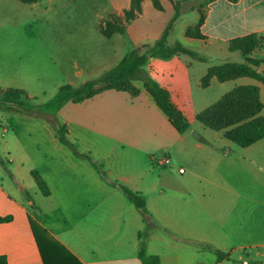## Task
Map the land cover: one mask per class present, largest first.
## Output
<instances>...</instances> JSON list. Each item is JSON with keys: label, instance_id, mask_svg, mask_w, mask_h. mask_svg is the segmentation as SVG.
<instances>
[{"label": "crops", "instance_id": "crops-1", "mask_svg": "<svg viewBox=\"0 0 264 264\" xmlns=\"http://www.w3.org/2000/svg\"><path fill=\"white\" fill-rule=\"evenodd\" d=\"M131 1L118 0L114 6L119 11ZM162 1L171 14L176 12L179 0ZM183 1L170 39L174 35L175 44L193 49L197 60L208 61L212 53L222 60L200 72L195 79L198 86H204L203 77L212 66L244 62L242 53L231 51L229 44L251 33L261 38L251 56L262 60L258 71L264 70V0H201L182 9ZM218 3L216 21L222 32L214 33L208 21ZM200 21L204 37L188 35V29ZM131 27L132 23L127 30ZM194 48H200L201 54ZM109 53L108 62L117 59L102 72L123 58L117 57L115 49ZM229 55L237 59L230 60ZM160 59L150 57L149 75L170 91L172 102L187 117L184 84L192 80V62L166 65ZM160 75L167 77L162 81ZM217 81L221 85L232 81L231 89L257 85L264 115V82L248 76L222 82L214 76L208 87ZM137 85L141 93L134 99L107 90L44 113L47 123L42 133L50 151L45 153L46 162L28 167L35 185L32 181L27 185L18 165L4 170L0 160V217H11L0 220V255L9 264H45L32 221L46 231L44 238L62 248L60 253L75 256V264H145L144 257L149 256L159 257L160 264H264V137L241 147L228 140L224 131L202 123L190 122V128L180 132L143 81ZM139 111L146 113L150 124L118 123L125 112ZM97 117L106 124L96 125ZM63 126L75 148L60 140ZM161 135L166 137L163 142ZM164 154L171 157L169 165L154 162V157ZM33 170L40 171L48 195L38 187ZM121 185L138 193L144 206H137Z\"/></svg>", "mask_w": 264, "mask_h": 264}, {"label": "rangeland", "instance_id": "rangeland-1", "mask_svg": "<svg viewBox=\"0 0 264 264\" xmlns=\"http://www.w3.org/2000/svg\"><path fill=\"white\" fill-rule=\"evenodd\" d=\"M116 1L39 0L28 4L21 0H0V86L23 87L28 95L33 96H22V103L0 99V160L4 162V170L18 165L27 185L28 181H32L28 167L46 162L45 153L50 151L45 134L42 133V125L47 123L45 112L37 105L52 110L63 85L70 83L74 87H81L88 80L100 77L107 71L102 72V68L114 65L117 59L109 58L108 62L110 50L115 49L119 58L136 48L144 51L145 45H152L161 37L174 15L164 7L162 0H159L161 10L154 6L153 0H147L146 4L141 5L139 13L132 9L131 4L118 11L114 6ZM200 2L185 0L182 9ZM219 6V3L214 5L208 21V29L214 33L222 32L216 21ZM132 10L134 17L127 23V12ZM187 11L185 14H188ZM108 22L118 27H128L132 23V27L126 29L125 33L114 32L106 36L103 29H109ZM177 42L174 35L168 38L170 45ZM194 49L201 54L200 48ZM236 56L229 55L230 60H236ZM196 57L184 54L181 59H160L161 62H168L166 65H171L172 61L192 62L190 72L193 77L184 84V103L187 118L194 126L201 124L196 113L220 98L233 85L232 81L223 85L217 81L210 87L198 86L195 79L200 72H204L209 64L222 60L213 53L205 62ZM104 60H107L106 64H103ZM144 68L151 74L148 64ZM77 70L84 72L78 74ZM164 76L160 75L159 79L163 81ZM137 83L142 84V80H137ZM122 95L127 96V93ZM94 123L106 124L99 117L94 118ZM118 123L144 126L150 121L146 113L139 111L130 114L125 112ZM159 140L163 142L166 137L161 135ZM47 155L50 156L49 153Z\"/></svg>", "mask_w": 264, "mask_h": 264}, {"label": "trees", "instance_id": "trees-1", "mask_svg": "<svg viewBox=\"0 0 264 264\" xmlns=\"http://www.w3.org/2000/svg\"><path fill=\"white\" fill-rule=\"evenodd\" d=\"M24 3H35L39 0H21ZM154 6L161 10L159 0H153ZM142 0H132V9L141 11ZM133 10L127 12V23L134 17ZM180 15L179 5L176 4V12L166 29L154 44L145 45L144 51L142 48H136L126 54L116 66L103 73L100 77L88 80L81 87H74L71 84L63 85L56 96V104L54 109L61 106L67 101L73 103H81L107 90H117L128 93L132 99L138 97L141 93V88L136 84L137 80H142L144 87L152 94L158 106L170 118V121L180 132H185L190 128V122L183 112L172 102L170 91L160 85L153 79L144 66L149 63L150 57L171 58L175 55L188 54L196 56L195 51L183 44L170 45L168 38L175 20ZM200 23L189 28L187 33L190 36L203 38L204 35L200 31ZM109 29H103L106 36L114 32L125 33L127 26H115L108 22ZM261 38L256 33L239 36L230 40L229 49L231 51H239L242 53L244 62L226 61L223 64L214 65L208 73L203 77L202 83L208 86L210 79L216 77L219 81H227L239 77H252L264 82V70L258 71L262 64V60L252 57V53L259 46ZM22 96H28L23 89L0 88V99L9 102L22 103ZM29 97V96H28ZM45 113L46 110L41 104L37 105ZM263 102L260 97V88L257 85H238L233 89L223 94L217 101L209 107L200 111L196 118L205 127L212 130L224 131V136L233 143L246 147L264 137V115ZM60 140L63 143L74 144L66 136L65 126L59 130ZM75 148V147H74ZM32 175L44 195L50 193V189L38 170H33ZM127 195L135 201L139 207L144 206V200L138 193L133 192L124 185H121ZM8 217H0V220H9ZM33 229L42 252L45 264H75L78 259L72 254L64 255L61 252L54 240L50 237H43L42 233L46 232L35 222L32 221ZM46 234V233H45ZM47 252H50L49 254ZM221 256V253H219ZM145 264H160V259L157 256L144 257ZM0 264H9L5 255H0Z\"/></svg>", "mask_w": 264, "mask_h": 264}, {"label": "built area", "instance_id": "built-area-1", "mask_svg": "<svg viewBox=\"0 0 264 264\" xmlns=\"http://www.w3.org/2000/svg\"><path fill=\"white\" fill-rule=\"evenodd\" d=\"M154 162H160L169 165L171 163V157L168 154H164L160 157H154ZM180 171L183 172L184 168H181Z\"/></svg>", "mask_w": 264, "mask_h": 264}]
</instances>
